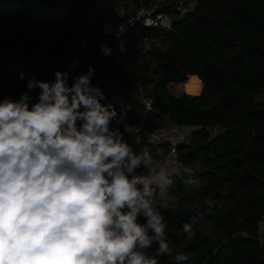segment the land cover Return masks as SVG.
I'll return each instance as SVG.
<instances>
[{
  "label": "trees",
  "instance_id": "16d2710c",
  "mask_svg": "<svg viewBox=\"0 0 264 264\" xmlns=\"http://www.w3.org/2000/svg\"><path fill=\"white\" fill-rule=\"evenodd\" d=\"M128 1L138 7L149 0ZM119 2L0 0V96L18 98L28 79H52L57 69L73 76L77 68L87 71L84 65L69 69L65 55L85 41L92 48V83L99 81L105 102L118 113L127 108L129 125L141 130L154 155L159 151L158 162L165 159L168 143L148 138L164 129V119L198 127L188 146H177V160L186 166L201 160L192 175L207 185L189 193L174 178L171 191L180 194L181 206L166 213L172 254L160 264H176L177 252L190 255L181 264H264V243L257 238L264 215V0H196L194 10L170 29L142 28L123 39L125 54L103 57L101 45H117L103 25L114 22ZM141 36L160 46L143 52L135 46ZM162 42L164 60L151 68ZM185 82L186 94L169 92V84ZM145 97L152 100L150 110ZM212 127L217 132L210 136ZM185 222L195 232L191 238L182 231Z\"/></svg>",
  "mask_w": 264,
  "mask_h": 264
},
{
  "label": "clouds",
  "instance_id": "9594fccd",
  "mask_svg": "<svg viewBox=\"0 0 264 264\" xmlns=\"http://www.w3.org/2000/svg\"><path fill=\"white\" fill-rule=\"evenodd\" d=\"M103 29L117 38L126 30ZM100 50L112 54L107 43ZM94 73L57 69L28 79L18 98L0 96V264H160L172 254L166 213L181 206L174 178L189 193L207 185L160 164ZM182 231L195 235L188 222Z\"/></svg>",
  "mask_w": 264,
  "mask_h": 264
},
{
  "label": "built area",
  "instance_id": "2783aa9c",
  "mask_svg": "<svg viewBox=\"0 0 264 264\" xmlns=\"http://www.w3.org/2000/svg\"><path fill=\"white\" fill-rule=\"evenodd\" d=\"M81 1V0H76ZM189 0H149L147 4L141 3L138 7L133 4H128L133 6L122 5V7L117 10L116 19L111 24L116 26L118 24H123L126 28L125 32L117 38L114 34H110L103 29L104 34L117 41V45L115 47H111L112 54H125V46L123 43V39L128 36V34L135 33V31H139L142 28L147 30H156V29H170L175 17L181 18L188 14L189 12L194 10V5L191 7H187ZM170 6L169 8H167ZM135 44L138 45L143 52L148 53L156 48L155 41L149 39L147 36L138 37ZM120 46L124 49L120 51ZM85 49L92 51V48L85 45ZM101 49V47H100ZM68 50V51H67ZM69 48L65 50V55L68 54ZM101 52V50H100ZM103 57H109L111 55H104L101 52ZM68 68L69 65H68ZM138 90L141 92V86L138 87ZM143 104L146 110H150L152 107V100L148 97L143 99ZM184 128L188 129V127H180L176 125H172L168 134H166L165 140L170 142L168 144V153L163 160V164L171 163L173 168L181 170V174H185L186 170L184 166L178 162L177 160V146L180 145L183 141L182 139L185 138ZM135 128H133L134 130ZM192 130V127L190 128ZM162 131L154 132L150 138H148V142L150 143H160L159 141ZM159 133V134H156ZM142 136V135H141ZM257 238L258 241L263 244L264 243V215L261 217L258 223V231H257Z\"/></svg>",
  "mask_w": 264,
  "mask_h": 264
},
{
  "label": "rangeland",
  "instance_id": "374dc122",
  "mask_svg": "<svg viewBox=\"0 0 264 264\" xmlns=\"http://www.w3.org/2000/svg\"><path fill=\"white\" fill-rule=\"evenodd\" d=\"M128 2H129L128 0H120V2H119L120 4L119 5L122 7L123 4L124 5H126V4L128 5L129 4ZM188 4L189 5L187 7H191L192 5L195 6L196 0H189ZM128 6H130L131 8H134L131 5H128ZM85 14L88 15V13H86V12H85ZM178 17H175V20L178 19ZM16 18H18V17L16 16ZM82 42H85V41L81 40L78 47L77 46L76 47L74 46V47L69 48V52H68V54H66L67 63L69 64V67L71 69L72 68L74 69L75 67H78L79 65H84L85 68H87L90 65L92 51L86 50L85 49V45L86 44L85 43H82ZM155 43L157 44L156 47H159L160 46V42L158 40H156ZM162 44H163V46H161V48L163 49V51H161V49H160V52L157 55H155L153 58H151V68L155 67V65L157 63H161L164 60L163 54H164V50H166V48H164L165 47V43L162 42ZM135 46H138V45H135ZM82 52H84V55H80ZM77 59L79 60V63L75 64V66H72L73 60H77ZM116 61H118V59H114V62H116ZM83 62H85V63H83ZM78 69L79 68H77L76 74L80 72ZM201 86H202V84H201ZM168 87H169L168 89L170 90V92L173 93L174 90H175V88L173 86L172 87L168 86ZM140 95L144 96V90L141 91V94ZM256 100L258 102H261L262 101V97L261 96L260 97H257ZM164 121H165L164 122V124H165L164 130L162 131L161 136L158 137L162 141H166L165 140L166 134H168V132L171 129V124L169 123L168 119H164ZM132 128H135V127H132ZM197 128L198 127H192V130L190 128H188V129L184 128L185 138L182 139L183 142L181 143V144H183V146H188L190 144V142H191V133H192L193 130H197ZM216 132H217V128H215V127H212V128L209 129L210 136L212 134H215ZM152 134H154V133H151L149 135V138L152 136ZM156 134H159V133H156ZM128 139H129L130 143L135 144V140H134L133 137H129ZM150 139H152V138H150ZM162 141H159V142H162ZM166 142L168 144L170 143L168 141H166ZM139 147L140 146H137L136 147V151H138V152L140 151V150H138ZM200 162H201V160L197 161L196 163H193L190 166L183 165L184 168H185V170H186V173L183 174V175L193 174L195 172V170H197L200 167ZM159 163L160 164H163V161L162 162H159Z\"/></svg>",
  "mask_w": 264,
  "mask_h": 264
},
{
  "label": "crops",
  "instance_id": "0c3cea01",
  "mask_svg": "<svg viewBox=\"0 0 264 264\" xmlns=\"http://www.w3.org/2000/svg\"><path fill=\"white\" fill-rule=\"evenodd\" d=\"M191 77H195V76H191ZM189 78V77H188ZM197 78V77H196ZM198 79V78H197ZM188 80V79H187ZM199 80V79H198ZM200 81V80H199ZM187 82V81H186ZM186 82L185 83H181V84H169L168 86H170V87H174L175 88V90H174V92L173 93H171L170 92V90H169V92L173 95V96H179L180 94H182V93H185L186 94V89H187V86H186ZM200 83H201V81H200ZM202 84V83H201ZM169 88V87H168ZM188 95V94H187ZM189 96H191V95H189ZM171 126H172V124H171ZM164 130V129H163Z\"/></svg>",
  "mask_w": 264,
  "mask_h": 264
},
{
  "label": "water",
  "instance_id": "95a60500",
  "mask_svg": "<svg viewBox=\"0 0 264 264\" xmlns=\"http://www.w3.org/2000/svg\"><path fill=\"white\" fill-rule=\"evenodd\" d=\"M202 91V90H201Z\"/></svg>",
  "mask_w": 264,
  "mask_h": 264
}]
</instances>
